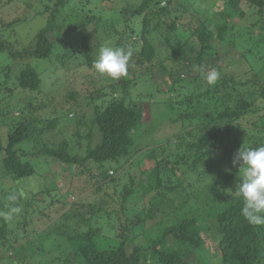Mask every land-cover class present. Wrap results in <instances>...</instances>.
Returning a JSON list of instances; mask_svg holds the SVG:
<instances>
[{
    "label": "trees",
    "instance_id": "obj_1",
    "mask_svg": "<svg viewBox=\"0 0 264 264\" xmlns=\"http://www.w3.org/2000/svg\"><path fill=\"white\" fill-rule=\"evenodd\" d=\"M99 1L113 10L108 18L85 9L93 0H33L30 6L43 25L20 46L2 34L13 33L25 20L27 4L22 19L0 28V264H264V226H252L241 216L242 201L235 195L239 165H232L242 144L264 145V0H210V7L205 6L207 0ZM219 1L220 9L213 11ZM89 24L104 30L110 47L131 51L125 77L110 80L93 69L97 49L105 42L89 44ZM239 36L248 44L239 58L253 69L233 74L211 56L219 45L236 48ZM155 41L170 54L161 55ZM76 54L94 78L85 88V106L79 105L75 91L63 102L73 118L78 113L71 130L76 144L87 141L81 154L73 153L69 141L58 135L64 114L53 110L54 117L48 116L47 100L52 99L45 96L44 81L32 64L56 56V67L63 68L70 58L79 59ZM194 65L215 67L220 79L209 86ZM156 67L173 89L163 103L169 123L178 131L144 153V161L152 164L148 171L141 170L137 177L127 173L122 183L133 159L143 154L139 139L152 121V105L140 99L142 94L133 100L130 92L139 83L154 86ZM141 76L145 81L139 82ZM22 143L32 146L24 150ZM32 159L44 162L40 166L45 170L48 161L70 167L77 183L92 180L91 194L98 195L99 203L79 201L82 195L75 185L67 186L65 194L57 192L58 198L51 195L53 190L42 191V202L50 199L60 212L71 204L66 202L70 194L77 201L51 222H60L59 227L37 230L32 204L21 198L17 184L35 174ZM111 162L115 166H108ZM185 176L196 179L191 185L194 189L198 183L196 191L183 188ZM173 195L183 200L171 204L167 200L173 201ZM138 198L149 199L143 216L102 240L98 215H107L105 221L119 218ZM164 201L169 210L162 206ZM13 207L20 211L9 219L5 214ZM141 224L140 238H128L131 228Z\"/></svg>",
    "mask_w": 264,
    "mask_h": 264
},
{
    "label": "rangeland",
    "instance_id": "obj_2",
    "mask_svg": "<svg viewBox=\"0 0 264 264\" xmlns=\"http://www.w3.org/2000/svg\"><path fill=\"white\" fill-rule=\"evenodd\" d=\"M3 4L0 5V28L2 27V24L8 23L9 21H13L17 19V17H20L23 15L22 10L24 7L23 4H27L29 7L23 17H25V20H21V24H17L15 27V30L13 33H10L6 31L5 33L3 32V36L5 37V40L10 41L12 45H17L20 46L22 44H25L29 42L31 39L30 37H33L35 33L37 32L38 29H40L43 25V20L41 17H38L34 14V9L32 6H30L31 2L33 0H13L11 2H7V0H3ZM108 3H102L99 0H93L92 4H89L86 6V10H90V14L95 15V16H100L103 19L108 18L111 16V12L113 11H107V8L105 5ZM212 5V2L210 0H207L205 2L206 7H210ZM109 6V5H108ZM221 7V1L213 8V11H218ZM99 8V10H98ZM25 9V10H26ZM21 18V17H20ZM19 18V19H20ZM22 19V18H21ZM120 27V26H119ZM96 29V30H95ZM89 36V44L93 45L94 43H103L101 44L97 51L102 47L105 46H110L111 44H108L109 42L106 39V33L104 30H100L96 28L95 26H91L89 24L88 26V31L85 32ZM9 35V37H8ZM8 37V38H7ZM30 39V40H29ZM107 41V42H106ZM110 43H112V40H109ZM155 45L157 49L163 51V56H168L170 53L168 49L160 44V42L155 41ZM234 45L235 47H232L230 45H219L218 49L214 53H212L211 59L217 60V63L222 64L223 68L225 69L226 72H231L233 74H240L245 71H250L252 68V65L249 61L247 60H240L239 54L240 52L247 50L248 49V44H246L245 41L239 36L234 39ZM112 47V46H111ZM76 57H79L78 60H71L70 58V63L62 66L59 68L56 67L58 64L56 62V56H53L50 61H45L41 63L42 61H33L32 64L34 67H37L39 70V74L42 77L44 81V94L46 97H50L52 101L50 102L47 100L49 103V108L47 109L48 111V116L52 117L53 114L51 112L54 110L58 112L61 110L64 115H61L60 117V123H59V134L62 138L66 139L69 141V144L73 148V153H79L81 154L82 152L85 151L87 147V141L81 140L79 141V144H76L78 140L72 136V125H74L78 119V113L75 115L76 118L72 117L71 113H67V106L66 104H63L64 101L68 99L67 95L68 92L75 91L78 93L79 98H77V101H79V105L82 104V106L86 105V99H84V93H85V88L91 86L90 81H93L94 78H92V73L90 70H87L86 66L82 64L81 57L78 56L77 54L75 55ZM55 60L54 62H52ZM81 60V61H80ZM226 60H230L229 64ZM53 63V64H52ZM228 64V65H226ZM2 63L0 62V69ZM5 65V63L3 64ZM55 65V66H54ZM59 65V64H58ZM255 66V64H254ZM54 67V68H53ZM256 68L258 66H255ZM173 67H167L168 70H171ZM63 69H67L69 72L63 71ZM57 70L56 75L51 73V71ZM60 71V74H59ZM141 75V74H140ZM139 75V76H140ZM156 80L153 83L154 86L150 83H139L138 86L133 88L130 92V96L133 98V100L139 98V95H143L140 97L142 101H145L146 103H150L152 105V121L151 125L148 127L146 130V133L139 139V145L138 148L143 149V151L140 155H137L135 159H133V165L132 167H129L127 172L125 173V176L122 178V183H126V174L129 173L131 175H139V172L141 170L148 171L151 167V163H147L144 161V153L150 148L151 146H154L153 144H156L157 142H163L164 140L168 139L170 136H173L176 131H178L177 126H174L169 123L168 121V111L165 110L164 103L167 98H169V94L173 93V89L167 79V76H165L164 73L159 71V68L156 67L154 70V75H153ZM11 77L13 78L14 75L11 74ZM144 80V76L140 77V81ZM10 80H8L9 82ZM0 85H4V80H3V75L0 74ZM2 89V87H0ZM168 90V92H167ZM154 91L157 93L154 96L147 95V93H154ZM163 91L165 93H163ZM132 93V94H131ZM169 93V94H166ZM79 99V100H78ZM86 102V103H85ZM164 109V110H163ZM13 115H16L14 113ZM56 115H60L59 113H56ZM54 117V116H53ZM169 123V124H168ZM72 129V130H71ZM93 129V128H92ZM2 132V131H1ZM96 131H93V134H95ZM2 134V133H1ZM84 134V133H83ZM2 140H5L2 138ZM96 141V139H95ZM95 141H91V145H94ZM138 141V140H137ZM31 144L29 143H22L21 147L24 150H29L31 148ZM39 160V159H38ZM36 159H32L31 161L33 162V166L35 165L34 168L35 174L33 176L27 177L21 181H17V184H21V188L19 186L20 190V195L21 198L25 201H28L32 204V211H34L33 215V224L35 228L40 229L41 231L44 230L47 226H51L53 221L58 220V218L61 216V214L69 209L74 203L77 201V197H75L73 194H70L66 198V202L71 204H67L66 209L64 211H59L58 206H51L49 204L50 199H45L42 202V191L45 190H53L52 196H56L58 198V193H66L67 191V186L70 188V186H78L79 188V195H82V197H79V201L86 205H93L94 203H99L98 195H92L91 191L94 188L93 181L90 180L84 181L80 180V183H77V181L73 178V172L70 167L60 165L56 162L53 161H48V170H45V166L43 165L40 166V164L44 163L42 161H39L38 164ZM108 166L113 167L115 166L114 163H108ZM124 173V172H123ZM40 174L37 177V175ZM124 175V174H123ZM116 176V175H115ZM188 177V176H187ZM188 178H192V176H189ZM176 179V178H175ZM195 178H192L190 181L186 180L185 178L182 179L183 182V188H185L189 192H194L198 189L199 185L198 183L196 184L195 188L192 189V184L195 183ZM26 185V186H24ZM15 182L12 183V187H15ZM58 192V193H57ZM107 192H111L110 189L107 190ZM39 193L37 196L34 198V194ZM70 196H73L75 198L74 201L70 200ZM173 201L172 200H167L169 203L177 205V202H181L183 199L179 195H173ZM98 199V200H97ZM69 200V201H68ZM97 201V202H96ZM167 201H164L163 207L166 210H169V206L167 204ZM149 199H140L135 200V203H131V205L119 215V218L115 216L109 217V221H105L103 218L107 217L103 215V213H100L98 215L99 221H101V228H102V240L106 237H115V235H118L120 233V227L122 224H129L131 222L136 221L138 218L143 216V209L148 208ZM111 207V204L107 206ZM116 208V205L112 206V209ZM118 209V208H117ZM42 213V214H40ZM48 215V216H47ZM46 216V217H45ZM49 217V218H47ZM159 220V217L156 221ZM50 221V222H49ZM60 222H55L52 225V228L56 227ZM144 225V224H143ZM148 227L151 226V223H146ZM59 227V226H57ZM85 228V227H84ZM82 230H85V229ZM144 228L145 225H144ZM143 226L138 225L134 228H131V231L127 233L128 238H136L141 235L143 232ZM110 234V236H109ZM138 237L137 239H139Z\"/></svg>",
    "mask_w": 264,
    "mask_h": 264
},
{
    "label": "clouds",
    "instance_id": "obj_3",
    "mask_svg": "<svg viewBox=\"0 0 264 264\" xmlns=\"http://www.w3.org/2000/svg\"><path fill=\"white\" fill-rule=\"evenodd\" d=\"M131 56V51L105 46L99 50L92 67L107 79L119 80L126 76ZM194 70L209 86L215 85L221 76L215 67L194 65ZM232 165H239L235 195L242 201L241 216L252 226H264V145L253 148L242 144L232 158ZM19 211L20 208L13 207L5 215L10 219Z\"/></svg>",
    "mask_w": 264,
    "mask_h": 264
},
{
    "label": "built area",
    "instance_id": "obj_4",
    "mask_svg": "<svg viewBox=\"0 0 264 264\" xmlns=\"http://www.w3.org/2000/svg\"><path fill=\"white\" fill-rule=\"evenodd\" d=\"M111 173V172H110ZM73 199V198H72Z\"/></svg>",
    "mask_w": 264,
    "mask_h": 264
}]
</instances>
